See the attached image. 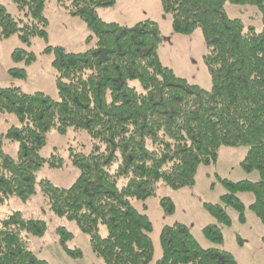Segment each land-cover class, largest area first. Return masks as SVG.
I'll list each match as a JSON object with an SVG mask.
<instances>
[{"label": "trees", "instance_id": "16d2710c", "mask_svg": "<svg viewBox=\"0 0 264 264\" xmlns=\"http://www.w3.org/2000/svg\"><path fill=\"white\" fill-rule=\"evenodd\" d=\"M46 1L11 0L21 14L17 18L0 5V40L16 35L25 47L33 38L47 41ZM55 1L82 21L89 32L86 43L94 41L95 47L82 53L44 48L52 55L57 99L0 87V115H13L18 123L0 134V204L12 198L27 202L37 185L49 210L73 221L88 237L100 264H150L152 223L133 201L154 196L158 185L192 187L198 167L215 164L221 147H246L241 167L256 171L258 181L222 180L227 193L218 204L205 203L204 209L229 226L225 207H232L243 222L244 206L236 194L249 192L254 200L248 208L264 223V0H160L173 33L201 32L209 90L190 85L162 64V35L154 21L130 27L102 21L97 9L112 7L117 0ZM226 4L256 7L261 31L224 17ZM11 60L21 67L9 69V76L25 80L34 54L18 48ZM70 129L85 131L92 143L88 153L69 154L76 180L68 188L46 179L37 182L42 167L64 165L56 153L41 157L47 134L54 130L64 136ZM5 142L18 145L15 158L5 153ZM162 207L172 212L168 199ZM46 228L44 221L18 211L1 219L0 264H49L30 251L26 239L43 236ZM56 233L64 254L80 259L81 251L68 246L73 235L64 228ZM202 233L214 245L221 244L217 226ZM159 242L161 256L155 264H237L222 249L202 248L181 224L164 226Z\"/></svg>", "mask_w": 264, "mask_h": 264}, {"label": "rangeland", "instance_id": "374dc122", "mask_svg": "<svg viewBox=\"0 0 264 264\" xmlns=\"http://www.w3.org/2000/svg\"><path fill=\"white\" fill-rule=\"evenodd\" d=\"M7 12L13 17H20L11 0H0ZM99 18L104 22H114L122 26L151 20L159 26L162 43L158 55L162 64L170 68L176 76L185 79L190 85H196L204 90L211 86L210 76L203 63L206 48L199 30L190 35L175 34L171 28L170 17L162 11L160 0H117L112 7L97 9ZM44 17L47 20V41L40 38L31 39V45H22L16 35L6 40H0V56L22 48L32 52L35 63L26 68V79L16 80L9 86L18 87L22 92L32 94L43 93L57 99L55 88V71L51 66L52 55L43 52L46 46L62 47L69 53H82L95 47L94 41L86 43L89 32L82 21L73 17L55 0H47L44 8ZM222 15L229 19H239L245 28L253 27L261 31V15L253 6H234L226 4ZM21 67V65L19 66ZM134 85L139 89L138 84ZM13 115H0V134L5 133L11 126H17ZM92 147L91 138L85 131L68 130L64 136L50 131L46 136V144L40 155L49 158L56 153L63 161L62 169L42 167L37 174V182L41 179L50 181L54 186L68 188L78 176V171L71 166L68 157L70 153H88ZM18 145L11 142L4 143V151L11 158L16 157ZM247 152L246 147H221L215 164L199 166L192 187L173 190L167 186L158 185L154 196L144 202L133 201L134 207L145 213L152 223L150 238L154 254L150 264L161 256L159 235L164 226L181 224L189 229L195 240L202 248H218L230 253L237 264L264 263V223H261L255 214L248 208L254 197L249 192L237 193L236 196L244 206V221L241 222L232 207H225L231 219L229 226L218 223L204 209V204H218L227 188L222 180L231 183L239 181L256 182L258 173L245 172L241 167ZM168 199L172 212L162 207V200ZM18 211L25 218L39 219L46 223V232L41 237H26L30 251L39 259L49 264H100V261L91 252L88 237L79 232L76 224L65 217L55 216L45 204L40 194L39 186L27 202L12 198L0 204V220L12 212ZM208 226H217L222 233V242L214 245L207 240L202 230ZM64 228L73 235L68 244L70 248L81 251L80 259H71L60 249L56 229ZM105 230L102 229V235Z\"/></svg>", "mask_w": 264, "mask_h": 264}, {"label": "crops", "instance_id": "0c3cea01", "mask_svg": "<svg viewBox=\"0 0 264 264\" xmlns=\"http://www.w3.org/2000/svg\"><path fill=\"white\" fill-rule=\"evenodd\" d=\"M19 66L20 64L16 65L12 62L11 52L5 53V56H0V87H8L7 85L16 81L9 76L8 70Z\"/></svg>", "mask_w": 264, "mask_h": 264}]
</instances>
